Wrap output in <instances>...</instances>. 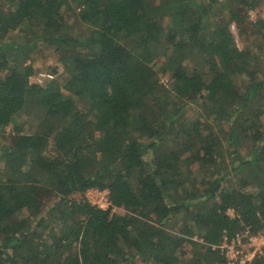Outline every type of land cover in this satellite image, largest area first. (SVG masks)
I'll list each match as a JSON object with an SVG mask.
<instances>
[{
    "label": "trees",
    "instance_id": "trees-1",
    "mask_svg": "<svg viewBox=\"0 0 264 264\" xmlns=\"http://www.w3.org/2000/svg\"><path fill=\"white\" fill-rule=\"evenodd\" d=\"M261 1L0 0V264H224L264 228Z\"/></svg>",
    "mask_w": 264,
    "mask_h": 264
},
{
    "label": "rangeland",
    "instance_id": "rangeland-1",
    "mask_svg": "<svg viewBox=\"0 0 264 264\" xmlns=\"http://www.w3.org/2000/svg\"><path fill=\"white\" fill-rule=\"evenodd\" d=\"M244 11V9H243ZM241 11V13L243 12ZM260 20L263 22V24L259 25L260 30L264 34V0L261 1L260 5L252 10H249L248 12V22L252 23L251 26L254 27L255 21ZM236 24L234 25L233 23L230 26L231 32L234 34V37L236 39L237 44L240 46L241 41H240V36L237 33V27H235ZM246 26H249L248 23ZM247 40V38H246ZM248 41V40H247ZM49 52L45 51L43 55L40 56L39 59L36 60L34 67L36 69H39L40 71H45L51 73L53 68H57V73L56 75V80L60 83L61 88L63 90V93L65 94H72L75 89L70 83V79L67 77V75L63 72V70L60 67H57L58 63L54 59V56L51 54H48ZM161 81L165 82L166 77H162ZM191 114V113H189ZM264 119V118H263ZM2 128V127H1ZM0 128V129H1ZM4 129L9 130L10 129V124L8 126H5ZM11 140V136H8V141ZM49 194H47L45 191L42 192L40 196V201H46L49 198ZM86 199L91 202L92 204H96L97 206L106 209L110 206V202L108 199V192L107 190H95V189H90L86 191L85 193ZM111 212H118V213H123L121 209L118 208H112ZM232 214V212L230 213Z\"/></svg>",
    "mask_w": 264,
    "mask_h": 264
},
{
    "label": "built area",
    "instance_id": "built-area-1",
    "mask_svg": "<svg viewBox=\"0 0 264 264\" xmlns=\"http://www.w3.org/2000/svg\"><path fill=\"white\" fill-rule=\"evenodd\" d=\"M40 75L51 77L49 73ZM218 248L224 256V264H251L256 256L263 253L264 228L256 234L235 232L231 238H224Z\"/></svg>",
    "mask_w": 264,
    "mask_h": 264
}]
</instances>
